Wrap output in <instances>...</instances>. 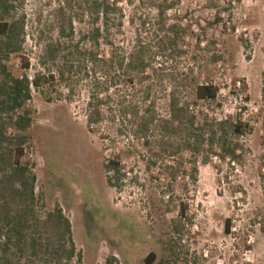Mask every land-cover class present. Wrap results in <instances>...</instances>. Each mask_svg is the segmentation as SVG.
Listing matches in <instances>:
<instances>
[{"label": "rangeland", "instance_id": "374dc122", "mask_svg": "<svg viewBox=\"0 0 264 264\" xmlns=\"http://www.w3.org/2000/svg\"><path fill=\"white\" fill-rule=\"evenodd\" d=\"M113 1L123 18L121 28L112 30V40L117 49L128 52L136 39H150L153 30H143L139 21L142 17L151 21L155 11L148 0ZM15 6L16 17L24 18L25 43L20 55L29 58L31 66L25 72L29 77L41 48L35 44L39 31H44L45 39L56 38L59 8L65 17L74 19L78 32L91 22L82 17L79 0H16ZM167 17L183 31V54L171 65L193 70L197 82L209 80L220 89L215 103H198L197 110L217 118L241 114L250 121L252 132L243 140L249 151L243 167L231 169L214 158L209 164L198 160L193 191L176 182L172 202L167 204L162 191L169 183L162 176L157 180L156 169L145 168L149 153L141 149L132 156L120 142L126 153L121 157L123 164L133 169L131 175L138 176L140 186L125 182L118 193L107 186L103 170L114 146L86 128V85L79 84L70 98L65 88L55 85L45 97L32 91L29 102L33 113L27 156L34 163L35 192L44 206L39 210L51 211L55 205L62 209L81 252L80 264H106L108 260L138 264L136 260L150 251L156 254L154 264H159L174 237L171 225L179 200L189 203L193 220L184 228L175 251L178 264H264V196L259 179L264 174L260 92L264 86V0H176ZM213 54L220 55L221 61L214 63ZM8 65L14 76L22 74L17 56H11ZM152 85L156 109L166 115L167 84ZM226 219L231 220L229 233L224 231Z\"/></svg>", "mask_w": 264, "mask_h": 264}, {"label": "trees", "instance_id": "16d2710c", "mask_svg": "<svg viewBox=\"0 0 264 264\" xmlns=\"http://www.w3.org/2000/svg\"><path fill=\"white\" fill-rule=\"evenodd\" d=\"M15 1L0 0V264L81 263V252L62 209L55 205L51 211L39 210L44 206L35 192L34 163L27 156L32 91L45 97L56 85L65 88L70 98L79 84L86 85V128L114 146L103 170L107 186L118 193L125 182L140 186L138 176L131 175L133 169L123 164L125 152L132 156L141 149L149 153L145 168L156 169L157 180L162 176L169 183L162 191L167 204L172 202V184L181 182L184 189L193 191L198 160L209 164L214 158L231 169L243 167L249 152L243 140L252 132L250 121L241 114L217 118L197 110L198 103L217 101L219 86L209 80L197 82L193 70L171 65L183 54V31L167 17L176 0H148L155 17L151 21L142 17L139 25L153 30L152 35L148 41L136 39L128 52L117 49L112 40V30L121 28L123 18L113 0H79L82 17L91 20L79 32L74 19L65 17L59 8L56 38L45 39L44 31H39L35 44L41 48L31 77L25 73L31 66L29 58L20 55L25 25L24 18L15 15ZM215 20L220 21L219 17ZM13 55L20 59L23 72L19 76H14L8 65ZM212 61H221V56L213 54ZM154 82L167 84L166 115L156 109ZM260 92L264 115V86ZM244 100L248 102L247 96ZM120 142L126 145L125 152ZM261 160L264 166V156ZM214 168L218 173L219 168ZM259 179L264 196V174ZM175 208L174 237L159 264H178L175 251L184 228L192 225L189 203L179 200ZM230 224L226 219V233Z\"/></svg>", "mask_w": 264, "mask_h": 264}, {"label": "water", "instance_id": "95a60500", "mask_svg": "<svg viewBox=\"0 0 264 264\" xmlns=\"http://www.w3.org/2000/svg\"><path fill=\"white\" fill-rule=\"evenodd\" d=\"M156 261V254L152 251L146 253L136 260L138 264H154Z\"/></svg>", "mask_w": 264, "mask_h": 264}]
</instances>
